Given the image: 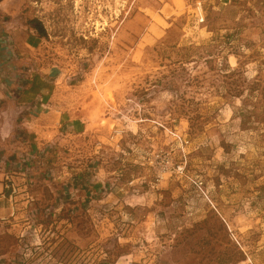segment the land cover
Wrapping results in <instances>:
<instances>
[{
  "label": "rangeland",
  "instance_id": "obj_1",
  "mask_svg": "<svg viewBox=\"0 0 264 264\" xmlns=\"http://www.w3.org/2000/svg\"><path fill=\"white\" fill-rule=\"evenodd\" d=\"M0 56L68 119L0 264H264V0H0Z\"/></svg>",
  "mask_w": 264,
  "mask_h": 264
},
{
  "label": "crops",
  "instance_id": "obj_2",
  "mask_svg": "<svg viewBox=\"0 0 264 264\" xmlns=\"http://www.w3.org/2000/svg\"><path fill=\"white\" fill-rule=\"evenodd\" d=\"M15 95L12 94L11 97L13 112L0 107L1 118L2 114L9 115L3 131L0 130V216L8 211L6 198L10 192V178H13V174L21 166L37 162L45 152L44 155L48 156L49 143L56 141V132L64 130L68 120L64 119V112L59 113L54 107L49 109L48 102L47 109L41 108L38 105L41 97L38 91L30 90L28 93ZM0 98L5 99V96L0 94ZM28 159L30 162L26 164L24 161Z\"/></svg>",
  "mask_w": 264,
  "mask_h": 264
},
{
  "label": "built area",
  "instance_id": "obj_3",
  "mask_svg": "<svg viewBox=\"0 0 264 264\" xmlns=\"http://www.w3.org/2000/svg\"><path fill=\"white\" fill-rule=\"evenodd\" d=\"M201 18L203 19L202 16H201ZM10 186H12L13 191H16V189L13 187V183Z\"/></svg>",
  "mask_w": 264,
  "mask_h": 264
},
{
  "label": "trees",
  "instance_id": "obj_4",
  "mask_svg": "<svg viewBox=\"0 0 264 264\" xmlns=\"http://www.w3.org/2000/svg\"><path fill=\"white\" fill-rule=\"evenodd\" d=\"M38 23H35V28H37L38 29V27L36 26ZM39 31V30H38Z\"/></svg>",
  "mask_w": 264,
  "mask_h": 264
}]
</instances>
